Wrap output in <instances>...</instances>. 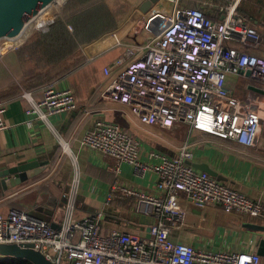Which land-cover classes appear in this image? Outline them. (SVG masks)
Masks as SVG:
<instances>
[{
  "label": "built area",
  "instance_id": "built-area-1",
  "mask_svg": "<svg viewBox=\"0 0 264 264\" xmlns=\"http://www.w3.org/2000/svg\"><path fill=\"white\" fill-rule=\"evenodd\" d=\"M165 1L170 11H149L133 24L130 42L112 35L114 46L125 48L115 60L120 69L100 95L129 106L144 125L170 128L184 122L202 134L253 147L264 121V95L248 87L264 91V35L239 12V0L203 2L213 7L212 12L179 8L180 0ZM18 41L22 40L7 45V40H0V60L19 47ZM230 75L247 80L244 97L233 96ZM55 87L53 82L43 85L40 102L29 112L47 121L51 115L75 110L72 90ZM81 109L89 113L87 107ZM4 112L5 103L0 102V131L6 127ZM80 145L113 160L115 180L106 204L117 192L131 198L136 212L154 219L146 235L100 233L101 212L73 219L71 196L56 229L24 211L0 214V244L31 245L53 264H261L254 251L205 250L200 244L212 241L203 238L198 245H188L172 238L173 231L185 226L180 193L200 208L216 205L225 213L264 217L261 203L194 168L186 143L176 155L153 151L148 162L141 161L137 141L119 125L99 119L82 135ZM62 147L67 150L65 144ZM124 164L139 176L154 173L159 193L120 185L117 178Z\"/></svg>",
  "mask_w": 264,
  "mask_h": 264
},
{
  "label": "crops",
  "instance_id": "crops-1",
  "mask_svg": "<svg viewBox=\"0 0 264 264\" xmlns=\"http://www.w3.org/2000/svg\"><path fill=\"white\" fill-rule=\"evenodd\" d=\"M142 1L135 0L131 4L115 30L81 46L80 53L84 63L53 82L55 84L60 81L55 85L57 89L72 90L77 105L75 110L51 115L47 121L39 118L35 112H29L32 104L40 102L42 86L22 91L19 95L4 100L3 119L6 127L0 131V172L32 161L39 162V166H45V169L12 189L0 191V213L19 210L29 214L32 212L46 214L47 211H51L52 220L46 223L50 226L51 224L59 226L64 219L68 199L72 196V211L78 202L79 214L83 212V215L89 216L101 212V219L103 218L108 231L119 230L146 235V229L154 219L149 214L136 212L131 198L117 192L106 204L115 180V175L110 169L113 160L80 145L82 135L90 130L95 120L112 122L114 119V110L105 103L104 96L100 95L105 89L104 84L108 82V86L120 69L115 66V60L122 55L125 48L114 46L112 35L115 34L125 43L132 40L133 24L147 16L138 9ZM205 1L207 0H188V5L184 8L193 7L212 12L213 7L208 8L203 4ZM153 9L161 10L156 4L150 11ZM163 9L170 11L169 8ZM238 10L247 17L250 26L264 35V0H239ZM117 47H121V50L113 52L117 51ZM100 57H104V60L98 66L99 79L89 80L88 76L79 74L84 67ZM105 69L109 70L108 74L104 73ZM75 73L87 80V90L85 89L83 93H78V90L74 89L75 83L68 80ZM246 85L247 81L243 85L230 79L228 87L232 90L233 96L242 98ZM7 90L4 79L0 78V92ZM25 93H29V97ZM108 99L130 110L129 106ZM81 107H87L89 113L84 114ZM182 126L188 129L187 135L182 133ZM149 127L151 128L145 130L147 136L141 139L128 127L123 128L137 141L138 157L141 161L148 162L147 156L153 151L164 156L176 155L180 146L186 143L192 153L189 161L191 165H208L216 173L214 178L218 181L264 206V121L256 144L249 148L191 130L184 122H176L170 128L158 125ZM62 144L66 145V151L63 150ZM117 179L122 186L145 193H159L156 186L157 178L152 172L139 176L133 172L130 165L124 164ZM9 199L14 200V207L1 205ZM179 201L185 212V226L172 232L173 239L188 245H198V240L206 237L198 234L196 230L212 232L213 237H216V229L220 226L223 236L218 239L223 245L218 249L258 253L259 244L264 240V217L225 213L216 205L200 208L188 202L183 193L179 194ZM209 211H217L221 215L214 218L211 225L206 223ZM201 245L212 247V243ZM261 264H264V256H261Z\"/></svg>",
  "mask_w": 264,
  "mask_h": 264
},
{
  "label": "trees",
  "instance_id": "trees-1",
  "mask_svg": "<svg viewBox=\"0 0 264 264\" xmlns=\"http://www.w3.org/2000/svg\"><path fill=\"white\" fill-rule=\"evenodd\" d=\"M134 1L66 0L62 3L57 14L2 58L0 78L8 90L0 92V102L52 83L80 67L84 63L81 46L115 30ZM13 202L9 199L1 205L14 207ZM0 264L30 263L0 256Z\"/></svg>",
  "mask_w": 264,
  "mask_h": 264
},
{
  "label": "water",
  "instance_id": "water-1",
  "mask_svg": "<svg viewBox=\"0 0 264 264\" xmlns=\"http://www.w3.org/2000/svg\"><path fill=\"white\" fill-rule=\"evenodd\" d=\"M56 1L58 0H0V40L17 41L23 38L25 41L28 37H24L27 27ZM156 1L143 0L139 4L138 9L141 13L147 14ZM248 89L264 95L263 90H258L251 86ZM192 166L197 170L208 173L212 177L216 176V173L206 164H192ZM44 169L45 166H39L37 161L8 168L0 172V191L4 192L14 188L24 180L38 175ZM9 175L11 177H8ZM51 227L54 229L58 228L54 224H51ZM146 231H148V228ZM258 254L264 256V240H261L259 244ZM0 256L24 259L30 264H53L39 250H34L31 245L20 247L16 244H0Z\"/></svg>",
  "mask_w": 264,
  "mask_h": 264
},
{
  "label": "rangeland",
  "instance_id": "rangeland-1",
  "mask_svg": "<svg viewBox=\"0 0 264 264\" xmlns=\"http://www.w3.org/2000/svg\"><path fill=\"white\" fill-rule=\"evenodd\" d=\"M155 4L161 9H163V8L171 9V5L165 0H157L155 2ZM187 5H188V0H180V2L178 4V7L179 8H184V7H187ZM47 11L48 10H46L40 17H42ZM48 16L45 15V17H48ZM51 18L52 17L47 18L43 23H40V24L36 23V21H37V19H36L35 21H33L27 27L26 31H29L28 33L32 34L35 30H37L40 26H42L43 24L48 22ZM25 35H26V33H25ZM21 40L22 41H18L19 42V46L24 42L23 39H21ZM116 50L117 51H113V52H118V50H121V47H117ZM102 60H104V57H100L99 59H96L95 61L89 63V65L84 67L79 74H81L82 76H88L89 80H97V79H99L100 73H99V70H98V66L100 65ZM76 74L77 73H75L74 75L69 77L68 80L71 83L72 82L75 83V88L74 89L78 90V93H80V92L83 93V91L87 88V80L86 79H82L79 74L78 75H76ZM229 77H230L232 82L233 81H237V82H239L240 84H243V85L247 81L243 77H234V76H231V75ZM59 82H56L55 85H57ZM107 84H108V82L104 84V88L107 86ZM92 87H94V86H92ZM77 97L78 96L76 95V98ZM103 99H104L105 103L107 105H109L114 110V119H113V121L116 122L118 125H120L121 128L128 127L134 133H136V136L138 138H140V139H141V137H146L147 136L145 130H146V128H151V127L145 126L144 124L140 123L139 120L131 114V112H130L128 107L122 106V105H119V104H117V103H115L113 101H110L107 97H104ZM107 121H109V120H107ZM182 133H184L185 135L188 134V129L185 126H182ZM78 206H79V204L77 202L76 207L72 211L73 219H75L77 217L81 218L83 216L86 217L85 215H83V212H81L79 214ZM193 208H196V207H193ZM195 210H197V209H195ZM0 214H3V213H0ZM31 214L33 216H35L36 218L41 219V220H43L45 222H48V223L51 222L52 217H53L52 214H51V211H47L46 214H41V213H38V212H32ZM220 216H221L220 213L217 212V211H215V212L214 211L213 212L209 211V213H207V216H206V223L211 225L212 221L214 220V218H219ZM98 227L100 229V233L108 231L107 230L108 228L105 226L103 218L98 221ZM196 232L198 234L203 235L204 237H206L207 240L212 241V247H209V248L208 247H204V248H206L205 250H211L210 248H213V250H216V249L220 248V246L223 245L222 241L220 239H218L220 236H223L222 228H220V226L216 229V232H215L217 238L215 236L213 237L214 234L212 235V232H199L197 230H196Z\"/></svg>",
  "mask_w": 264,
  "mask_h": 264
},
{
  "label": "bare ground",
  "instance_id": "bare-ground-1",
  "mask_svg": "<svg viewBox=\"0 0 264 264\" xmlns=\"http://www.w3.org/2000/svg\"><path fill=\"white\" fill-rule=\"evenodd\" d=\"M64 2V0H58L55 3H53V5L48 9V11L42 16L39 17L36 21L37 24L43 23L47 18L52 17L54 14H56L60 8V5ZM49 13V14H48ZM48 16V17H45ZM45 18V19H44ZM30 28V27H29ZM29 31H26V34H28ZM6 44H11L10 41H7Z\"/></svg>",
  "mask_w": 264,
  "mask_h": 264
}]
</instances>
